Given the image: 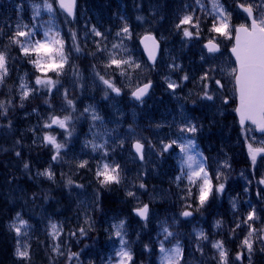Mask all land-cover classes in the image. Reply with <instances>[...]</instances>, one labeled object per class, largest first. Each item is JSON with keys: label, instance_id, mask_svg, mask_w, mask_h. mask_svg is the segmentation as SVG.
Here are the masks:
<instances>
[{"label": "trees", "instance_id": "obj_1", "mask_svg": "<svg viewBox=\"0 0 264 264\" xmlns=\"http://www.w3.org/2000/svg\"><path fill=\"white\" fill-rule=\"evenodd\" d=\"M238 1L240 0H219V3L229 11L234 9L235 3ZM24 4L26 2H18L20 10L23 12L26 9ZM201 4L205 5L203 9L196 3V0H78L76 21L75 23L68 22L67 25L62 20L55 5V12L49 13L47 10H41L40 15L35 19H33L34 10L33 12L26 11L22 15H19V13L17 15L13 11L8 15V20H6V16L0 18V30H2L0 31V49H3L8 44L7 36L11 34L18 23L28 24L29 26L35 25L38 30L37 38H42L47 28L54 27L65 40L66 51L72 49L73 39L71 33L75 32L76 43L79 45L81 51L79 53L72 51L70 56V64L75 65L78 75H73L75 87L67 90V98L73 100L74 103L79 102L81 104L82 92L80 80L82 76L91 74L96 77L95 72H99L105 76V79H112L113 81H117L122 76L120 70L116 69L115 66L112 68L104 67L108 62L109 52L117 53V58H130L142 67L147 66L138 47V35L141 32H147L145 29H150L148 32H153L167 40L177 30L176 25L179 23V20L184 15L190 14L193 15L194 23L197 19L200 21V31L203 33L200 32L199 36L201 37V41H205L209 32L208 30L211 27L201 24L205 23L204 17L209 16L210 21H212L213 16L207 14L212 5L205 2V0H201ZM141 22L143 23L142 25L140 24ZM125 24L130 29V38L127 35L117 36V33L121 31ZM184 26L189 29L191 28L189 25ZM92 27L103 33V36H95L91 32ZM209 35L216 36L218 34L213 33ZM116 40H120L121 48L119 49H113L112 47ZM201 41L199 42L201 43ZM98 44L101 48H106L107 51L104 53L97 52ZM8 51L11 73L5 78V84L2 86L3 89L0 90V100L9 98L12 100V106L9 107L8 114H0V264H25L15 256L14 251L17 236L9 224L15 213L19 211H22L26 217H29L28 220L34 221L35 219L32 217L38 216V213L42 210L41 207H43L42 211H46L47 209L53 213L54 209L60 206L55 203L48 205L47 202L61 197L63 189L57 188L56 190H51L50 188H44L43 183L45 182L38 178L39 171L48 166L54 167L55 185L63 184L69 174L68 169L62 172L57 160L53 161L51 159L54 154L53 148L50 145H45L42 140L43 134L48 132V130L43 125L39 126L34 116H26V114L31 110L37 112L44 105L50 106L51 104L61 109L69 110L70 108L67 106L63 95L64 92L58 96L53 94L49 96L40 90L38 93H33L30 97L21 101L20 81L18 77L27 76L28 78H32L33 82L40 73L36 71L32 64L28 63V58L23 57L15 46H10ZM135 71L136 68L126 66V74L123 76H129ZM66 74H73L67 66L65 67L64 75ZM49 75L53 74L49 73ZM170 79V77L164 76L151 78L150 80H153L156 85L154 92H157L161 81L168 84ZM121 99L124 101L123 105H125L127 110L130 107H134L131 105L132 100L128 93L123 92ZM45 101H48V103H45ZM21 103H23V107H21ZM165 106V102L161 100L152 103V109L146 114L142 113V109L139 110V124L144 126L148 131L145 140L146 146H148L150 138L153 139V142L155 141V133L151 129V125L155 123V118L159 117L160 114L166 115L169 112L165 109ZM136 108L138 109V107ZM124 119L128 120V111H126ZM234 120L235 118L232 117L231 121L234 122ZM9 124H11V127H9ZM217 129L218 127H206L203 130V136L206 138L204 141L206 147L199 140L195 143L197 151L206 158L204 159V166L208 173V162L212 155L208 152V149H212L214 153V149L219 148L223 151L224 147L223 141L221 142L222 135L220 139L219 133L215 132ZM239 130L237 127L236 131L239 132ZM50 133L57 136L55 131H51ZM77 137L73 139L74 144L80 141ZM58 138L60 142L67 140L64 135L58 136ZM229 139L227 138V142L230 141ZM236 142L238 146L228 148V156H231L232 165L242 168L246 165L247 145L242 143L243 140L240 139ZM17 152L20 153V156L16 155ZM215 155L219 156L218 153ZM171 156L164 155V158L158 159L157 166H155L156 169L154 170L155 176H152V168L154 167L152 166L150 168L151 174L148 175L150 177L146 181H140L141 184L145 185L144 188L167 189L171 199L167 197L160 203L152 204L153 216L149 223L142 225L140 235L137 236L138 242H136L134 237L136 232L132 229V226H135V217L132 215L133 208L125 200V190L130 187L129 182L138 183V172L142 165L136 161H134L133 165H124L119 161L114 162L121 166L122 182L118 185L102 186L95 177L96 168L90 172V166L94 164L93 160V162H88V166L75 177L73 182L74 184L85 185V189L91 190L94 194V228L85 231L86 234L84 235L80 233L71 234L69 249L60 261L50 262L47 258L41 257V247L34 246L33 251H31L34 252L35 256L30 264H71L70 262L74 264L77 258V263L81 261L82 264H116L119 258L116 256V252L120 249L121 244L119 238L115 236L117 229L114 226L119 225L120 221L130 225L128 229L131 233L128 234L127 238L133 239L134 237V240H131V242L135 243L134 246H129L130 241L127 242V239H125L127 242L125 246L133 254L132 264H162L163 253L160 252L159 243L160 241H164V246L170 243L171 237L165 240L163 229L174 224L175 217L173 212H180L187 205H191V207L187 208L193 211L194 209L195 211L199 209L196 205L199 204L197 192L189 198L185 197V189L191 185L183 175V172H186L183 168V152L179 149ZM25 163L29 165L27 169L24 167ZM86 169L89 177L85 179V182L84 180H77L78 177L86 173ZM145 173L148 174L146 169ZM177 177H181L179 181H177ZM233 179L231 177L229 181H233ZM241 189L238 186L239 193ZM212 195H215L214 191ZM211 196L205 202L208 204H206L207 207L202 209L206 215L208 211H211L215 207V202L213 201L215 197ZM202 210H200L201 213ZM113 218L117 220V224ZM186 229L185 224H183V228L174 230L172 233L173 235H177L178 240L185 233L186 237L184 239L187 240L188 234ZM180 246L182 249L188 250L189 244L182 240ZM84 249H89L91 250L90 253H94L90 259L84 256ZM72 253H78L79 256L75 258L71 257ZM230 259L231 255L229 253V262Z\"/></svg>", "mask_w": 264, "mask_h": 264}, {"label": "rangeland", "instance_id": "obj_2", "mask_svg": "<svg viewBox=\"0 0 264 264\" xmlns=\"http://www.w3.org/2000/svg\"><path fill=\"white\" fill-rule=\"evenodd\" d=\"M18 2H26V4H24V7H26L24 12L20 10ZM43 2L44 0H0V18L6 16V20H8V15L13 11H15L17 15L18 13L22 15L26 11L33 12V5L37 4L41 5L40 11L46 10L43 8ZM49 2H51V0H49ZM205 2L208 4L210 3L209 0H205ZM211 9L207 11L208 15ZM234 16L237 17L239 23H244L245 18L243 16H238L236 12ZM61 18L67 25V20L62 16ZM232 20L233 17L231 18V22ZM204 22L205 23L201 25L212 26V21H210L209 16L204 17ZM140 24L142 25L143 23L141 22ZM148 30L150 29H145V31ZM190 30L195 31L192 28H190ZM209 34L213 33L208 32L207 40L212 37ZM216 36L219 39V42H216L221 47V51L217 54H209L204 48V44H201L200 47L199 37L194 36L192 39L184 37L181 29L174 31L167 40L159 36L165 43L162 48L159 66L154 70L149 67L140 66V68H136L133 74L127 77L122 75L117 79V85L120 84L118 87L128 94L141 83L155 78L156 76L170 77L171 79L169 82H174L179 85V87L173 90L168 88L167 82L161 81L157 92L151 95L149 101L138 106L139 110L142 109V113L146 114L152 108V103L163 100L166 104V110L169 111L167 115L160 114L159 117H156L155 123L151 125V129L155 133V141L153 142V139H149L145 155L149 161L154 157L161 158L165 154H174L175 151L180 149L177 145H173L165 152L163 151V144L170 143L172 140H176L178 144L186 143L187 140H189L187 138L197 137L206 126H214L219 120L234 115V110H232V101L235 99L234 80L230 73L235 66L228 53L229 47L233 44V40H228L220 35ZM114 43L121 45L120 40H116ZM202 56L204 59H201ZM210 69H214V71H210ZM10 73L11 69L9 68L8 76ZM206 73L208 74V80L202 83L201 77ZM185 75L188 76V80L183 79ZM53 78L56 79V77ZM18 79L20 83L23 80L29 87L34 86L35 79L33 82L32 78H28L27 76L22 78L18 77ZM216 79L220 80L224 85L223 89L218 90V86L214 83ZM59 80L60 83L57 85V88L52 90L51 94L53 95L58 96L65 90L75 87V78L73 74H66L60 77ZM205 84H207V88ZM81 85V104L79 102L74 103V111L72 109H61L51 104L50 106L44 105L37 112L31 110L26 114V116H34L39 126L44 125L51 115L63 118L64 115L71 113L73 121L70 124L72 130V136L70 138L66 136L63 130L56 126H53V128H46L48 132L45 133L48 134L51 131H55L57 133V141L59 143H66V148L61 150V157L57 159V162L60 164L59 168L62 172L68 169L69 174L67 175V179L64 180L63 184L55 185L54 178L49 179L47 176L40 175V173L44 172L46 169H53L52 171L54 173V167L51 166L38 172V178L45 182L43 183L44 188H50L51 190H56L57 188L63 189L61 197L47 202L48 205L55 203L60 206L55 208L53 213L47 209L46 211H42L43 207H41L42 210L38 213V216L32 217L35 219L34 221L28 220L29 217H26L22 211H19L20 219L28 222L27 226L22 228V233L19 237L12 227L13 225H19L17 213H15L9 224L10 228L17 236L14 251L15 256L18 246L22 248L26 246L30 252L29 260H22L16 256L18 260L23 261L25 264H30L34 260L35 255L34 252H32L34 246L41 247V257L47 258L50 262L62 260L69 249L70 235L72 233H80V228L85 229V231L94 228V194L91 190H86L85 185H83V187H78V185L81 184H74V182L71 185L68 184L69 179L74 181L75 177L84 170V168H79L78 164L84 160L88 162H93L94 160V164L90 166V172L93 171L94 168H97L98 165H102L105 162L112 164L119 161L124 165H133L137 158L131 151L132 143L139 140L141 143L145 144L148 131L144 126L139 124L138 117L140 111L138 109L133 108L130 110L129 108V110H127L125 105H123L124 101L114 98V94H112L111 91L105 98V86L94 75L87 74L82 76L80 80V86ZM41 90L46 93V90ZM204 91H208L212 94L214 99H204ZM224 99L228 100L227 104L223 103ZM86 107L94 109L95 113L99 115L101 119L94 121L91 112H84V108ZM195 110L200 114H194L196 112ZM126 111H128L127 121L124 119ZM192 119H198L202 124L200 125L199 122L194 123ZM188 123L196 124L199 129L198 132L195 134L181 133L179 129ZM234 127V124L230 125L226 123L222 133L219 131L215 132L222 135L221 142L223 141L225 154L228 153V148H234L237 144L234 142L232 146L231 142H227L223 136H232L233 141H235V139L243 140L242 143L247 145L245 157L248 168L244 170L236 169L235 172L230 175L225 167V163L229 161V158L225 160L213 158V179L217 181V185L223 183L225 187L223 193L216 192L217 205L215 208L218 211L216 210L213 212V216H200L195 223L187 225L188 241L186 243L189 244V251H194L198 257L201 258L192 264H202L199 261L212 264V262L217 261L214 259V257L218 256L217 250L212 247V244L216 241L224 242L225 248L231 255L229 264H249L246 252L243 260L238 261L235 257L237 253L243 251L240 247V243L249 230L244 221L246 220L247 214L253 208L256 210L259 219L255 220V222L249 221L248 223L253 224L257 229L264 227V183H260L261 180H264V154L258 156L255 164H253L248 152L249 144H252L254 147L264 146L261 144V141H264V136H257L255 131L250 127L239 130L238 133H234ZM45 134H43V136ZM63 135L67 140L60 142L58 136ZM76 136H78L77 139L80 141L74 144L73 139ZM205 140L206 138L202 135L201 141L204 143ZM90 141L96 144H105V148L108 152L107 157H105L101 151H93L89 146ZM121 141H123L122 144ZM220 145L222 146V144ZM53 151L55 152V149H53ZM192 154L195 155L193 150ZM185 159L186 156L183 153V163ZM198 160L201 159L199 158ZM227 164H231L230 161ZM184 166L186 167L185 164ZM218 174H221L219 180L216 179ZM138 175L141 177L142 169L139 170ZM138 175L136 174V176ZM139 176L138 183L134 184L129 182V188L124 186L127 188L125 190V200L132 208H140L143 206V203H160L167 197V191L164 189H153L154 187L140 188V181H146L149 177L143 178V180ZM87 177L89 176L86 169V173L78 177L77 180H84L85 182ZM231 177L234 178V182L229 181ZM238 186L242 188L240 193L238 191ZM129 191L134 192L135 196H128L127 193ZM233 205H235V207H233ZM206 206L207 205H204L202 209ZM219 209L221 210L219 211ZM208 213V215H210L211 211H208ZM217 216H219V218H217ZM180 217L182 216L180 215ZM113 219L117 224V220L115 218ZM217 221L220 222L219 227H217ZM52 223L57 224L62 230L57 239H54L50 234V225ZM238 223L241 225L239 228L236 227ZM129 227L130 225L124 224L123 228L120 229L124 233V237L131 233L127 231ZM132 229L140 230L141 228L139 224H137V226L133 225ZM200 232L205 233L208 239H200ZM184 235L185 233H183V236ZM171 239L173 240L172 248H174L178 243H176L175 238L171 237ZM252 239L255 241L253 245L254 251L251 256L252 264H264V252L260 251V248L264 247V245L256 239V234L253 235ZM135 240L138 241L137 236H135ZM132 244L134 245L135 243L133 242ZM55 245H59L58 252L54 250ZM90 252L91 250L89 249L83 250L84 256L88 257V259L94 254ZM195 253H190V255L194 257ZM71 257L73 256L71 255ZM77 261L78 258L76 259V263L74 261V264H82L81 261H79V263H77ZM70 263L72 264V262Z\"/></svg>", "mask_w": 264, "mask_h": 264}, {"label": "snow or ice", "instance_id": "obj_3", "mask_svg": "<svg viewBox=\"0 0 264 264\" xmlns=\"http://www.w3.org/2000/svg\"><path fill=\"white\" fill-rule=\"evenodd\" d=\"M76 3L77 0H44L43 8L46 9L49 13L56 11L54 4H58L59 9L67 14L69 17L75 18L76 15ZM196 3L200 5L203 9L205 5L201 4V0H196ZM41 5H33L35 19L40 15ZM237 7L246 14L245 23L237 25H232L231 18L232 13L225 9L223 5L219 3V0H212V9L209 14L213 16L212 26L208 30L210 33H216L220 36L227 38L228 40H234V45L231 48V52L235 56V62L237 67L232 68L230 75L234 80V95L238 99V106L235 109L240 116V124H245L246 121H250L256 128L259 129L261 133H264V0H244V2H238ZM184 25H189L193 30H190L188 27H183ZM177 29L183 31L184 37L192 39L194 36L199 37L200 35V21L197 19L195 23L193 22V15H184L179 23L176 25ZM2 31V30H0ZM91 32L95 36H103L99 30L95 27L91 28ZM73 46L69 51L65 50V40L61 37L59 31L55 30L54 27H49L44 31L43 38H37L38 30L35 25L29 26L28 24L18 23L15 25L14 30L7 36L8 44L0 49V86L5 84V78L9 74V51L10 46H15L23 57L28 58V63L32 64L40 75H37L34 81V86L29 87L28 84L24 83L23 80L20 83V98L21 101L27 99L31 94L38 93L41 89L46 90L47 95H51L52 90L57 88V85L60 83L59 78L64 75L65 67L67 66L73 75H78L76 67L73 64H70V56L72 51L79 53L81 51L79 45L76 43V33L72 32ZM127 35L130 38V29L125 24L122 27L121 31L117 33V36ZM145 48L149 52V58L155 63L156 51L159 48V44L156 41L154 36L146 35L144 37ZM151 42L149 45L147 42ZM113 49L121 48L119 44H113ZM208 53H217L220 51V45L216 42L215 38L208 40L207 44L204 45ZM106 48H101L99 44L97 45V52L104 53ZM95 55V53H93ZM118 54L115 52L108 53V62L104 65L105 68H112L115 66L116 69L120 70V74H126V66L140 68V64L135 63L133 60L117 58ZM201 59H204L202 56ZM95 70V66H94ZM214 71V69H210ZM52 73L53 75H49ZM98 80L105 86V98L108 95L107 90L116 93V95L121 94V88L113 82L112 79H105L104 75H101L99 72H95ZM56 77V79L53 78ZM167 79V78H166ZM184 80H188V76L183 77ZM208 80V74L206 73L201 77V82H206ZM215 85L219 89H223L224 85L220 80L216 79L214 81ZM39 86V87H36ZM169 89H175L179 87L178 84L174 82H168ZM82 87V85H81ZM152 87L151 81L145 83L142 87L136 88L132 92V96L139 101L143 100V97L148 93V90ZM207 88V84H205ZM67 106L75 110L74 101L68 99L67 90L63 93ZM203 98L207 100H213L214 96L208 91L203 92ZM48 103V101H45ZM223 103L227 104L228 100L224 99ZM12 106V100L3 99L0 100V114L7 115L9 107ZM23 107V103H21ZM85 113L91 112L92 119L99 120L101 117L95 113L94 109L90 107L84 108ZM73 121V116L71 113L64 115L63 118L56 115H51L43 125L44 128H57L63 130L67 137L72 136V130L70 124ZM11 127V124H9ZM198 127L194 123L185 124L179 129L181 133H192L195 134L198 132ZM43 142L45 145H51L55 149L54 154L51 159L56 161L61 157V150L66 148V143H59L57 137L51 133L45 134L43 136ZM123 141H121V144ZM261 144L264 145V141H261ZM173 145H177L180 148V151L183 152L186 156L184 164L187 167V172H183V175L188 180L189 184L197 187L198 189V201L199 206L202 207L209 197L213 194V189L217 193H223L224 184L219 183L214 186L212 184L211 176L209 175L207 169L204 166L203 161L198 160L197 156H202L201 153L195 155L192 154V150L195 148V142L192 139L187 140L186 143L178 144L176 140H172L170 143L163 144V151H167ZM89 146L93 151H101L103 155L107 157L108 152L105 148V144H96L89 142ZM136 153L138 154L141 160L144 159V144L137 140L134 144ZM248 152L251 157L253 164H255L257 157L264 154V146L254 147L252 144L248 145ZM162 154V153H161ZM17 156H20V153H16ZM206 159V158H204ZM88 166V161L84 160L78 164L79 168H86ZM25 169L29 167L27 163L24 165ZM225 167H229L225 163ZM40 175L47 176L49 179L54 178V173L48 169L40 173ZM220 175L216 176V179H220ZM95 177L98 183L102 186H110L113 184H121L122 182V169L120 164L107 162L102 165H98L95 171ZM181 177H177V181ZM260 183H264V180H261ZM68 184H73L71 179L68 180ZM78 187H83L78 185ZM140 188H144V184L139 185ZM189 195L191 194V188H189ZM128 196H135L134 192L129 191ZM191 207V205H187ZM235 207V205H233ZM198 210V209H197ZM138 216L142 219L147 220L149 207L147 204H144L142 207L134 210ZM183 217L192 216V212L184 210L180 213ZM17 219L19 220V225H13V229L16 235L19 237L22 233V228L27 226V221L20 219L19 213H17ZM259 219L257 216L256 210L253 208L246 217L244 221L247 224L248 232L245 238L241 241L240 247L243 251L237 253L235 259L240 261L245 258V252L247 253V259L249 264H252L251 256L254 251L253 245L255 241L252 239L253 235L256 234V239L264 245V227L257 229L253 224L248 223L249 221L255 222ZM124 222L121 221L119 225H116L115 236L119 238L121 247L116 252V256L119 259L116 261V264H132L133 254L130 249L124 245L127 243L124 239V233L120 230L123 228ZM220 226V222L217 221V227ZM241 225L238 223L236 225L239 228ZM51 235L54 239H57L60 232L62 231L60 227L52 223ZM79 232L84 235L85 229L80 228ZM165 233L164 239L167 240L168 237L173 235L172 232L168 230L167 227L163 229ZM75 235V233H72ZM199 238L202 240H207L208 237L205 233L200 232ZM147 247V246H145ZM212 247L217 250L218 256L214 257L217 260V264H229V252L225 248L223 241H216L212 244ZM160 252L163 253L162 264H180L182 257V249L177 244L172 249H167L164 246V241L159 243ZM55 251H59V245H55ZM202 251V249H201ZM261 252H264V247L260 248ZM16 256L22 260L30 259V252L28 248L18 246L16 248ZM73 257H78V253H72Z\"/></svg>", "mask_w": 264, "mask_h": 264}, {"label": "water", "instance_id": "obj_4", "mask_svg": "<svg viewBox=\"0 0 264 264\" xmlns=\"http://www.w3.org/2000/svg\"><path fill=\"white\" fill-rule=\"evenodd\" d=\"M59 7V6H58ZM62 11V10H61ZM240 11H242L241 9H240ZM63 12V11H62ZM243 12V11H242ZM64 13V12H63ZM64 14H66V13H64ZM67 15V14H66ZM69 17V16H68ZM71 20H74V18L73 17H69ZM147 35H151V34H147ZM146 35H144L143 37H141L140 38V40H139V45H140V47L142 48V50H143V53H144V56H145V58L147 59V61H148V63L151 65V66H154L155 64H156V62H157V60H158V56H159V53H160V43H159V41L156 39V41L158 42V44H159V48H158V50L156 51V55H155V63H153V61L149 58V52H148V50L145 48V41H144V37H145ZM151 36H153V35H151ZM149 45H151V42L149 41V42H147ZM230 53H231V55H232V57L234 58V60H235V56L233 55V53L231 52V49H230ZM236 63V62H235ZM236 67H237V65H236ZM142 87V86H141ZM152 87H153V84H152ZM152 87L148 90V93L143 97V100L142 101H144L147 97H148V95H149V93L151 92V89H152ZM132 99L135 101V102H137V103H141L142 101H139V100H136L133 96H132ZM237 106H238V99H237ZM236 118H237V120H238V122H239V126L241 127V128H244L247 124H250L251 126H253L254 128H255V130H256V132H257V134H259V135H264V133H261L260 131H259V129L258 128H256V126L255 125H253L250 121H246L245 122V124H243V125H241L240 124V116H239V113H237L236 112ZM135 144V143H134ZM134 144H133V152L138 156V154L136 153V151H135V148H134ZM138 158H139V156H138ZM140 159V158H139ZM141 160V159H140ZM135 214H136V212H135ZM137 215V214H136ZM144 220V219H143Z\"/></svg>", "mask_w": 264, "mask_h": 264}, {"label": "bare ground", "instance_id": "obj_5", "mask_svg": "<svg viewBox=\"0 0 264 264\" xmlns=\"http://www.w3.org/2000/svg\"><path fill=\"white\" fill-rule=\"evenodd\" d=\"M3 89V87L2 86H0V90H2ZM165 109H167V108H165Z\"/></svg>", "mask_w": 264, "mask_h": 264}]
</instances>
